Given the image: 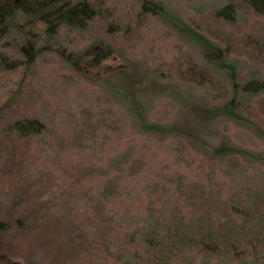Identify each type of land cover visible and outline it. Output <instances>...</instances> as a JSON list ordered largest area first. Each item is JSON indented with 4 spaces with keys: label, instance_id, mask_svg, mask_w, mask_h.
<instances>
[{
    "label": "rangeland",
    "instance_id": "1",
    "mask_svg": "<svg viewBox=\"0 0 264 264\" xmlns=\"http://www.w3.org/2000/svg\"><path fill=\"white\" fill-rule=\"evenodd\" d=\"M85 1L96 10L95 19L82 29L61 27L50 37L36 21L26 26L28 35L21 33L16 18L0 39V53L26 59L19 47L28 40L50 48L40 50L27 70L0 72V103L14 96L26 114L45 122L46 139L63 146V156L88 163L97 191L113 200L125 224L155 238L163 260L258 264L257 258L264 257V139L257 132L264 131V92H241L238 106L250 126L224 117L201 118L199 107L222 104L229 95L230 76L213 63L204 44L175 23L217 44L242 85L264 80V16L241 0ZM147 1L161 4L167 17L142 12ZM228 5L232 18L214 15ZM105 45H112L113 53L87 67L89 55ZM70 58L79 59L77 68ZM189 68L205 74L203 85L181 75ZM140 84L146 88L137 105L151 120L202 131L207 144L142 131L127 99ZM179 94L181 106L174 99ZM221 141L248 151V157L232 153L211 159V147ZM115 175L123 182L113 197L107 195V176ZM23 257L12 256L11 264H26Z\"/></svg>",
    "mask_w": 264,
    "mask_h": 264
},
{
    "label": "trees",
    "instance_id": "2",
    "mask_svg": "<svg viewBox=\"0 0 264 264\" xmlns=\"http://www.w3.org/2000/svg\"><path fill=\"white\" fill-rule=\"evenodd\" d=\"M241 1L264 16V0ZM140 8L144 13L167 17L161 4L147 1ZM232 11L228 5L214 15L232 18ZM96 16V10L85 0H0V39L9 34L16 18L21 21V33L28 35L26 26L36 21L45 26L44 34L50 37L64 26L82 29ZM175 26L191 39L204 44L213 63L227 70L230 76L229 95L222 104L199 107L200 117L205 120L224 117L245 126L252 125L239 109V97L245 91L264 92V80L239 85L235 67L226 61L225 53L217 44L191 28L179 23ZM109 31L114 32V28L110 27ZM46 48L50 47L42 49ZM42 49L34 47L28 40L19 47V53L26 59L10 60L6 54L0 53V72H15L20 67L27 70ZM113 51L112 45H105L89 55L91 58L85 65L96 67ZM69 61L74 68L79 66V59L70 58ZM182 74L199 86L205 83V74L196 69L189 68ZM142 86L141 89L134 87L127 98L130 111L137 110L142 131L155 132L159 138L179 137L199 147L206 143L202 131L175 124L173 120L166 124L151 120L137 101L143 94L142 89L146 88L145 84ZM110 89L114 92L112 86ZM170 90L173 93L175 89L171 87ZM116 93L122 91L117 89ZM14 98L0 103V264H11L12 256H24L26 264H172L160 257L153 236L120 219L111 206L113 200L105 199L90 181L89 164L63 156V146L46 139L48 126L45 122L37 115L26 114L15 104ZM174 99L183 105L182 94ZM257 132L264 139V131ZM232 153L245 158L249 155L248 151L228 146L225 141L213 145L210 155L211 159H217ZM116 161V158L111 160L107 166ZM119 165L122 168L124 162L120 161ZM122 182L116 175L107 176V195L114 197L111 194L122 188ZM202 200L199 197V201ZM262 258H257L258 264H264Z\"/></svg>",
    "mask_w": 264,
    "mask_h": 264
}]
</instances>
